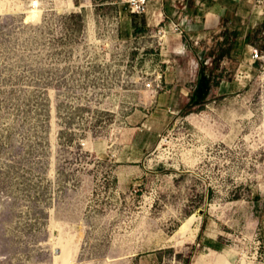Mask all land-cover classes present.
I'll list each match as a JSON object with an SVG mask.
<instances>
[{
    "label": "rangeland",
    "instance_id": "obj_1",
    "mask_svg": "<svg viewBox=\"0 0 264 264\" xmlns=\"http://www.w3.org/2000/svg\"><path fill=\"white\" fill-rule=\"evenodd\" d=\"M234 6L196 48L212 68L237 35L207 103L159 108L177 23L125 40L128 0H0V264H264V0Z\"/></svg>",
    "mask_w": 264,
    "mask_h": 264
},
{
    "label": "crops",
    "instance_id": "obj_2",
    "mask_svg": "<svg viewBox=\"0 0 264 264\" xmlns=\"http://www.w3.org/2000/svg\"><path fill=\"white\" fill-rule=\"evenodd\" d=\"M242 0H148L144 13L136 15L129 12L120 20L119 37L128 40L135 39L144 29L164 26L171 29L172 25L180 27V42L177 45L182 53L181 59L174 66H169L171 72L162 75L160 87L155 90L152 102H158V107L165 106L168 99L184 97L185 104L196 96L195 88L201 83V58L197 50L199 43L212 33L219 31L226 20L238 17L234 5H239ZM256 25V24H255ZM206 52V51H204ZM189 59V62H187ZM204 64H206L204 62ZM191 69V73L186 71ZM180 70L179 73L172 70ZM190 75V76H189ZM192 77V78H191ZM183 83V84H182ZM189 86L187 91L185 86ZM179 86V88H176ZM213 86V80H212ZM212 86L209 91L211 94ZM208 95V97H209ZM192 107H199L198 105ZM165 110V109H164Z\"/></svg>",
    "mask_w": 264,
    "mask_h": 264
},
{
    "label": "trees",
    "instance_id": "obj_3",
    "mask_svg": "<svg viewBox=\"0 0 264 264\" xmlns=\"http://www.w3.org/2000/svg\"><path fill=\"white\" fill-rule=\"evenodd\" d=\"M237 35L234 34L232 36V41L229 42L228 38L223 40L222 43H218L217 47V56H214V60H215V66L212 68H208L206 64H204L206 58L208 57V55H213L214 51L212 52H200L199 56L201 58V75H200V79H201V83H197L196 88H195V92H197L196 96L193 98L192 94L190 96V100L189 102L186 104V106L188 107H192V106H196L198 105L199 108L203 107L207 101H208V95H209V91L210 88L212 86V80L215 77V73H214V69L216 68V65L218 64V62L226 55H230V51L232 49H234V47L236 46V40H237ZM256 40H261L262 41V46L260 49H264V22L261 23L258 27L256 28H249L244 36L243 45L249 44V45H253V46H257L256 45ZM229 42L228 47H225V44H227ZM207 246L218 250V247L213 245V244H207Z\"/></svg>",
    "mask_w": 264,
    "mask_h": 264
},
{
    "label": "built area",
    "instance_id": "obj_4",
    "mask_svg": "<svg viewBox=\"0 0 264 264\" xmlns=\"http://www.w3.org/2000/svg\"><path fill=\"white\" fill-rule=\"evenodd\" d=\"M129 8L131 13H135L136 15L142 14L146 10V6L148 4V0H128ZM255 55H257V51L254 50ZM162 79V74L156 76L154 79L146 82V86L151 90H156L160 87Z\"/></svg>",
    "mask_w": 264,
    "mask_h": 264
},
{
    "label": "water",
    "instance_id": "obj_5",
    "mask_svg": "<svg viewBox=\"0 0 264 264\" xmlns=\"http://www.w3.org/2000/svg\"><path fill=\"white\" fill-rule=\"evenodd\" d=\"M193 108H197V107H193ZM199 108V107H198Z\"/></svg>",
    "mask_w": 264,
    "mask_h": 264
}]
</instances>
